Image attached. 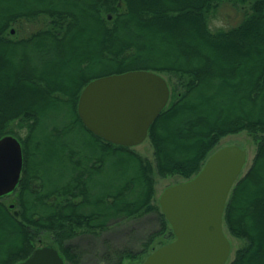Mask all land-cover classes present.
Listing matches in <instances>:
<instances>
[{
  "label": "trees",
  "instance_id": "obj_1",
  "mask_svg": "<svg viewBox=\"0 0 264 264\" xmlns=\"http://www.w3.org/2000/svg\"><path fill=\"white\" fill-rule=\"evenodd\" d=\"M226 1L248 7L236 25L212 29ZM38 19L25 36L12 27ZM130 70L171 78L148 130L153 165L94 135L77 113L89 81ZM241 131L257 139L224 209V227L244 242L229 264H264V0H0V138L15 136L23 156L16 188L3 195L13 202L0 197V264L29 257L42 232L65 264L83 263V237L100 240L101 264H139L156 241L174 238L154 170L189 179L222 137ZM145 217L154 228L138 249L106 237Z\"/></svg>",
  "mask_w": 264,
  "mask_h": 264
},
{
  "label": "water",
  "instance_id": "obj_2",
  "mask_svg": "<svg viewBox=\"0 0 264 264\" xmlns=\"http://www.w3.org/2000/svg\"><path fill=\"white\" fill-rule=\"evenodd\" d=\"M169 98V85L161 74L130 70L89 81L79 94L77 113L94 135L134 147L148 137L150 125ZM246 160L245 149L220 147L194 176L166 187L158 203L174 238L154 248L139 264H226L231 244L224 230V209ZM22 164L19 140L11 134L2 136L0 196L16 188ZM17 264H64V259L55 247L45 245Z\"/></svg>",
  "mask_w": 264,
  "mask_h": 264
},
{
  "label": "rangeland",
  "instance_id": "obj_3",
  "mask_svg": "<svg viewBox=\"0 0 264 264\" xmlns=\"http://www.w3.org/2000/svg\"><path fill=\"white\" fill-rule=\"evenodd\" d=\"M247 5H234L230 2H221L220 5H218L215 12L210 17V27L212 29H217L219 27H230L233 25H236L242 18L244 14V10L247 9ZM43 21L41 19L34 20V21H21L20 23H17L16 25H13L12 27L16 30L17 36H25L30 34L31 32L39 29L42 27ZM166 81L170 78V76L166 73L161 74ZM256 136L248 133L246 131H241L236 134H230L222 137L218 143V145L215 147L213 151L216 149L228 146V145H237L247 151V160L246 164L243 168V171L241 175L248 169V167L251 164L252 158L255 154L256 150ZM134 151L139 153L141 156L147 158L152 165L154 164V156H153V148L150 144V141L148 138H146L141 144L136 145L132 148ZM154 180H155V193H154V199L158 201L159 196L161 192L168 186L173 185L175 183L181 182L184 179L177 175H169L165 177H161L158 175L154 170ZM13 195H7L2 198V200L6 204H10L13 202ZM127 226H122L121 228H116L112 230L111 232L106 233V237L112 240V242L116 245H129L132 246L135 249H138V240L142 238L147 232L154 228V223L152 221V218L145 217L139 221H130L126 223ZM134 227V230L130 229L129 227ZM225 233L229 238V241L231 243V251L229 256V261L233 258L235 251L240 248L243 245V241L233 237L228 233L226 228L224 227ZM172 240V239H171ZM169 240L168 242H170ZM160 240L156 241L154 243V247L157 248L161 245ZM77 244H79L85 252L84 254V260L82 264H101L98 262V256L97 251L100 252L101 244L100 240L99 242L95 243V240L88 241L87 238H79L77 239ZM167 242V243H168ZM166 244V243H165ZM36 245L38 247L41 246H51L53 245L52 242V235L50 233L42 232L39 234V237L37 238ZM163 245V244H162ZM147 256L145 254L141 261L144 260V258ZM136 262H131L129 260H125L123 264H135Z\"/></svg>",
  "mask_w": 264,
  "mask_h": 264
},
{
  "label": "flooded vegetation",
  "instance_id": "obj_4",
  "mask_svg": "<svg viewBox=\"0 0 264 264\" xmlns=\"http://www.w3.org/2000/svg\"><path fill=\"white\" fill-rule=\"evenodd\" d=\"M0 197H3V196H0ZM230 244H231V243H230ZM231 260H232V259H231ZM231 260H230V261H231ZM230 261H229V259H228V261H227L226 264H229ZM64 264H65V260H64Z\"/></svg>",
  "mask_w": 264,
  "mask_h": 264
}]
</instances>
